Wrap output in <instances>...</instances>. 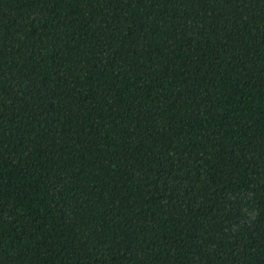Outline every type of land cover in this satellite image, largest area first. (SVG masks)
<instances>
[{
	"label": "trees",
	"instance_id": "trees-1",
	"mask_svg": "<svg viewBox=\"0 0 264 264\" xmlns=\"http://www.w3.org/2000/svg\"><path fill=\"white\" fill-rule=\"evenodd\" d=\"M0 264H264V0H0Z\"/></svg>",
	"mask_w": 264,
	"mask_h": 264
}]
</instances>
